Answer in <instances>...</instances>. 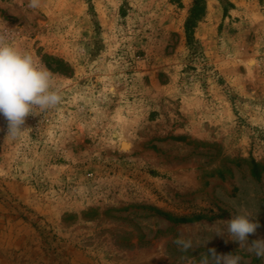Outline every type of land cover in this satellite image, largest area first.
Returning a JSON list of instances; mask_svg holds the SVG:
<instances>
[{
	"label": "rangeland",
	"instance_id": "1",
	"mask_svg": "<svg viewBox=\"0 0 264 264\" xmlns=\"http://www.w3.org/2000/svg\"><path fill=\"white\" fill-rule=\"evenodd\" d=\"M193 1L0 0L63 97L0 116V264H264L215 235L247 211L264 239V0H205L188 41Z\"/></svg>",
	"mask_w": 264,
	"mask_h": 264
},
{
	"label": "clouds",
	"instance_id": "2",
	"mask_svg": "<svg viewBox=\"0 0 264 264\" xmlns=\"http://www.w3.org/2000/svg\"><path fill=\"white\" fill-rule=\"evenodd\" d=\"M39 6L40 0H29V8ZM11 40L10 29L7 26L0 28V116L7 121V135L15 138L26 130L23 127L26 117L56 107L63 97L53 73L32 53L15 47ZM220 223L225 228L217 229L215 235L227 236L238 242L239 249L264 258V239L251 242L248 239L260 227L251 213L245 211ZM175 243L184 251L193 247L190 239L179 238ZM199 264H244V261L238 252L220 254L210 248L200 257Z\"/></svg>",
	"mask_w": 264,
	"mask_h": 264
},
{
	"label": "trees",
	"instance_id": "3",
	"mask_svg": "<svg viewBox=\"0 0 264 264\" xmlns=\"http://www.w3.org/2000/svg\"><path fill=\"white\" fill-rule=\"evenodd\" d=\"M205 12V0H194L192 5L188 10V15L184 21V32L186 35V39L191 41L193 39V29L201 19ZM261 172H264V167H260V165L255 162L253 159L251 160V176L255 179L260 177ZM201 215L193 216L191 218H176L172 219L174 222H193L201 219Z\"/></svg>",
	"mask_w": 264,
	"mask_h": 264
},
{
	"label": "bare ground",
	"instance_id": "4",
	"mask_svg": "<svg viewBox=\"0 0 264 264\" xmlns=\"http://www.w3.org/2000/svg\"><path fill=\"white\" fill-rule=\"evenodd\" d=\"M124 141H126V142H124V145L127 144V147H129V142L127 140H124Z\"/></svg>",
	"mask_w": 264,
	"mask_h": 264
}]
</instances>
